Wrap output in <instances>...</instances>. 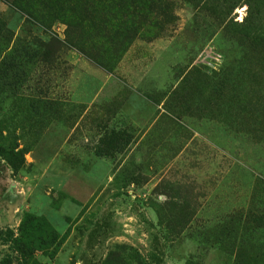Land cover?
<instances>
[{
  "label": "rangeland",
  "instance_id": "obj_1",
  "mask_svg": "<svg viewBox=\"0 0 264 264\" xmlns=\"http://www.w3.org/2000/svg\"><path fill=\"white\" fill-rule=\"evenodd\" d=\"M258 26L264 0H0V260L264 264Z\"/></svg>",
  "mask_w": 264,
  "mask_h": 264
},
{
  "label": "trees",
  "instance_id": "obj_2",
  "mask_svg": "<svg viewBox=\"0 0 264 264\" xmlns=\"http://www.w3.org/2000/svg\"><path fill=\"white\" fill-rule=\"evenodd\" d=\"M221 10L225 11V8L221 7ZM264 36L262 33V27L258 26L252 29L248 34L247 38L248 39H253V40H262L261 37ZM0 264H5V261L0 260Z\"/></svg>",
  "mask_w": 264,
  "mask_h": 264
}]
</instances>
